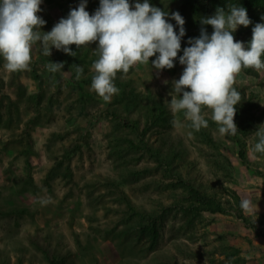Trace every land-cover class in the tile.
<instances>
[{"label": "rangeland", "instance_id": "obj_1", "mask_svg": "<svg viewBox=\"0 0 264 264\" xmlns=\"http://www.w3.org/2000/svg\"><path fill=\"white\" fill-rule=\"evenodd\" d=\"M79 2L43 0L38 15L47 23L41 30L50 31ZM228 3L245 7L244 0H196V14L185 0H151L185 19L182 49L202 28L212 32L201 17ZM98 7L99 0H88L86 10L91 14ZM245 8L252 24L240 26L236 31L243 34L234 39L247 42L252 27L264 20H255L262 11ZM69 47L76 56L53 47L49 57L36 42L29 67L15 72L4 69L0 57V264H52L38 244L58 257L56 264H264V154L252 153L255 130L264 127V69L242 68L233 85L254 114V121L245 119L246 132L238 128L236 133L245 143L244 164L236 134H219L211 109H202L208 127L199 131L182 111L170 110L176 95L171 82L183 71L178 59L172 69H152L151 57L150 63L118 72L119 91L105 101L91 89L96 42ZM51 61L63 63V69L50 72ZM77 65L84 69L79 80ZM152 102L160 103L169 118L145 135L146 142L155 149L164 143L163 150L173 144L178 155L173 172L216 194L226 213L184 215L176 205L181 191L172 187L174 173L143 147L128 146L127 138L137 143L138 136L112 113L127 114L128 105ZM132 114L145 122L142 112ZM231 192L253 201V210L245 214L256 229L236 219Z\"/></svg>", "mask_w": 264, "mask_h": 264}, {"label": "clouds", "instance_id": "obj_2", "mask_svg": "<svg viewBox=\"0 0 264 264\" xmlns=\"http://www.w3.org/2000/svg\"><path fill=\"white\" fill-rule=\"evenodd\" d=\"M42 3L43 0H0V57L5 61L4 69H27L36 42L49 57L53 47L76 56L70 45L80 48L96 42L98 59L93 63L91 89L108 101L119 91L114 83L118 72L127 73L137 63H150L151 57H155L150 63L152 69H172L178 59L183 71L171 82L176 95L171 96L170 110L182 111L190 127L199 131L208 127L202 114L207 107L212 110L211 119L217 123L219 134L237 133L234 117L241 93L233 86L235 77L242 68L264 69V23L252 27L249 41L234 39L240 26L252 24L247 9L240 3H228L226 8L217 7L213 15L201 17L200 23L210 25L212 32L202 28L200 35L190 37L183 49L185 19L179 11L162 10L151 0H99V7L91 14L86 10L88 0H80L47 32L41 30L47 22L38 15ZM63 67L61 62L51 61L48 65L53 73ZM83 71L77 65V80ZM173 123L180 125L179 121ZM259 126L253 154H264V127ZM240 207L251 212L253 201L244 198Z\"/></svg>", "mask_w": 264, "mask_h": 264}, {"label": "trees", "instance_id": "obj_3", "mask_svg": "<svg viewBox=\"0 0 264 264\" xmlns=\"http://www.w3.org/2000/svg\"><path fill=\"white\" fill-rule=\"evenodd\" d=\"M244 1L245 7L255 8L262 11V15L255 20L258 21L264 16V0ZM195 2L196 0H185V4L192 5L194 13L197 14L199 12V9L197 8ZM186 5L183 6L182 9H184ZM202 5H204V8H206L205 4L202 3ZM209 15L210 14H208V16ZM241 34H243V30H238L233 35L237 36ZM243 100H245V96L241 94V103L236 106L237 112L234 117V121L236 122L239 131L245 133L248 123L245 119L248 118L249 121L250 118L252 121H254V114L252 113L251 106L243 104ZM127 107L131 109L129 113L127 112V109V114H118L117 112H113L112 115L118 118L121 123V126L124 129L138 136V144L131 137L127 138L129 144L128 146L130 147V149H139L140 147H143L144 149H146V151H148V153H150V155L155 156L158 161L165 163L169 167L170 171L174 173V163L176 157L178 156L175 153L176 148L174 147V145H168L165 150H163L162 146L164 145V143H162L159 145V147H156L155 149L151 145H149L145 140V135L149 131L154 129L156 126H159L160 124L164 123L169 118L167 110L163 108L160 103L157 102H152L146 107L135 104L128 105ZM133 110L142 112L144 114L145 122H143L141 117H136L135 115H133ZM205 136L208 142L212 145V147L216 148L217 144L211 134L206 132ZM234 139L240 149L239 157L241 161L244 164H247L248 157L244 141L239 138L238 134L235 135ZM161 151H165V153L162 154ZM26 153L27 159L29 160L30 149H28ZM173 176L175 177V181L172 182L173 189L181 191L179 200L181 202H177L176 205L178 207H181V211L184 213V215L195 218L201 216L203 213L224 214L227 212L224 202L219 197H217L216 194L202 190L201 188L196 186L193 179L184 178L179 172H175ZM231 194L233 196L235 204L230 207L236 219L242 222L247 228L256 229V223L252 221L245 214V210H242L240 207V196L236 192H231ZM262 219H264V216L262 217ZM156 235L157 234L155 233L153 238L154 244L157 241ZM39 245L40 244H38V247L46 253L48 260L51 261L52 264H56L59 260L58 257L50 254L49 250L46 247Z\"/></svg>", "mask_w": 264, "mask_h": 264}]
</instances>
